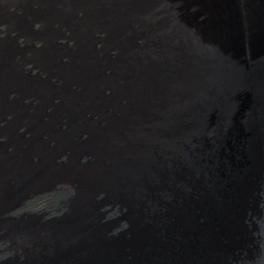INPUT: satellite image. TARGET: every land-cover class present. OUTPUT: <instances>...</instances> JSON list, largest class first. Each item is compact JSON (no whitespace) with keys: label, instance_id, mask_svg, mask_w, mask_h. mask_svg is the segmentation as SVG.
I'll use <instances>...</instances> for the list:
<instances>
[{"label":"water","instance_id":"1","mask_svg":"<svg viewBox=\"0 0 264 264\" xmlns=\"http://www.w3.org/2000/svg\"><path fill=\"white\" fill-rule=\"evenodd\" d=\"M0 264H264V0H0Z\"/></svg>","mask_w":264,"mask_h":264},{"label":"flooded vegetation","instance_id":"2","mask_svg":"<svg viewBox=\"0 0 264 264\" xmlns=\"http://www.w3.org/2000/svg\"><path fill=\"white\" fill-rule=\"evenodd\" d=\"M47 202H48V198L45 197L44 199L38 200V202L36 204H39V205L42 204L43 205L44 203L47 204Z\"/></svg>","mask_w":264,"mask_h":264},{"label":"rangeland","instance_id":"3","mask_svg":"<svg viewBox=\"0 0 264 264\" xmlns=\"http://www.w3.org/2000/svg\"><path fill=\"white\" fill-rule=\"evenodd\" d=\"M44 197H46V196H44ZM51 198H52V197L50 196V200H51ZM51 201H52V200H51ZM46 206H48V205L45 204V203H44L43 205H42V204H40V205H39V204H35V205H34L35 208H43V207H46Z\"/></svg>","mask_w":264,"mask_h":264},{"label":"bare ground","instance_id":"4","mask_svg":"<svg viewBox=\"0 0 264 264\" xmlns=\"http://www.w3.org/2000/svg\"><path fill=\"white\" fill-rule=\"evenodd\" d=\"M51 200H52V198H51ZM53 200H56V199L53 198Z\"/></svg>","mask_w":264,"mask_h":264}]
</instances>
